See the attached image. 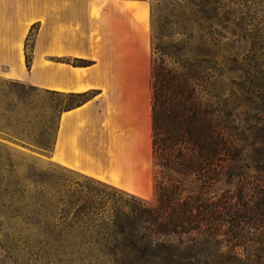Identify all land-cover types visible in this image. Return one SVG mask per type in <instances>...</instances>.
Returning <instances> with one entry per match:
<instances>
[{"label": "trees", "instance_id": "trees-1", "mask_svg": "<svg viewBox=\"0 0 264 264\" xmlns=\"http://www.w3.org/2000/svg\"><path fill=\"white\" fill-rule=\"evenodd\" d=\"M185 1L167 21L168 34L151 32V198L99 180L102 191L39 175L23 185L12 167H0V213L24 211L36 227L33 239L14 241L35 261L211 264L226 209L216 184L232 183L250 135L264 165V0H232L239 9ZM68 95L81 97L76 105L88 98Z\"/></svg>", "mask_w": 264, "mask_h": 264}, {"label": "crops", "instance_id": "crops-1", "mask_svg": "<svg viewBox=\"0 0 264 264\" xmlns=\"http://www.w3.org/2000/svg\"><path fill=\"white\" fill-rule=\"evenodd\" d=\"M150 60L149 0H0V77L88 94L60 113L49 159L142 198L153 166Z\"/></svg>", "mask_w": 264, "mask_h": 264}, {"label": "rangeland", "instance_id": "rangeland-1", "mask_svg": "<svg viewBox=\"0 0 264 264\" xmlns=\"http://www.w3.org/2000/svg\"><path fill=\"white\" fill-rule=\"evenodd\" d=\"M231 1L221 2L234 9L242 7H237ZM185 2L149 0L151 32L154 27V33L168 34L171 28L167 21ZM35 31L36 27L31 30L27 41V56ZM224 83L225 79L219 83L221 97L226 89ZM80 99L0 77V144L6 148L0 151V167H12L23 185L33 186L39 175L59 185L78 183L83 189L104 190L95 179L49 159L60 113L75 106ZM253 136L250 135L243 142L245 149L239 157L232 183L220 181L214 188L220 205L226 209H221L216 255L211 264H264V190L261 187L264 184V165L260 163L261 145L255 142ZM156 170V167H151V194L147 199L152 197V177ZM226 191L231 199L224 203L225 197H221V194L225 195ZM12 211L8 208L0 213V264H42L14 245L15 239H20L18 236L33 239L37 229L26 225L24 211L21 210L22 214ZM228 214L233 218L234 227L228 223Z\"/></svg>", "mask_w": 264, "mask_h": 264}]
</instances>
